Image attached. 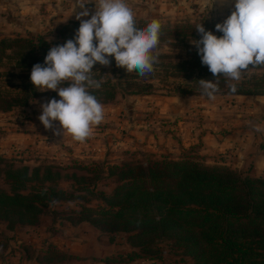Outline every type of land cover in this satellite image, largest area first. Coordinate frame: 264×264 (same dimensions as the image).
I'll return each mask as SVG.
<instances>
[{"label": "trees", "instance_id": "16d2710c", "mask_svg": "<svg viewBox=\"0 0 264 264\" xmlns=\"http://www.w3.org/2000/svg\"><path fill=\"white\" fill-rule=\"evenodd\" d=\"M79 25L72 23L57 28L55 32L63 38L61 45L68 40L64 33L75 34ZM193 26L174 28L181 32L195 29ZM204 27L207 29V24L204 23ZM45 36L0 39V67L28 70L36 63L43 64L50 47L59 45L47 43ZM205 69L204 66L199 68L200 71ZM233 83L237 86L235 93L230 90ZM217 92L264 96V74L239 82H229L224 75L219 76ZM32 95L26 85L7 89L0 83V111L25 105ZM127 155V159L114 164L99 166L95 162L79 168L93 174L98 181L114 180L115 187L109 193L96 194L92 188L97 180L82 184L78 190L89 194L97 205L82 206L77 223H90L98 230L99 238L111 243L123 235L130 247L125 257L117 255L94 259V262L154 264L161 259L163 251L157 243L165 239L172 244L169 252L181 249L192 258L193 264H264V177H246L225 165L194 161L187 154L177 159L141 152ZM43 171L25 168L6 172L13 190L0 191V219L7 221L9 227L16 223L34 225L41 209L49 202L69 199L54 182L57 175ZM32 180H42V183L28 187V181ZM25 190L29 193L24 194ZM6 229L16 231L18 228ZM21 247L23 251L30 248L24 243ZM45 255L48 261L69 258L51 247Z\"/></svg>", "mask_w": 264, "mask_h": 264}, {"label": "rangeland", "instance_id": "374dc122", "mask_svg": "<svg viewBox=\"0 0 264 264\" xmlns=\"http://www.w3.org/2000/svg\"><path fill=\"white\" fill-rule=\"evenodd\" d=\"M131 4L135 12L137 27H145L153 20L158 21L161 25L159 44L153 50V55L158 57V61L154 65V72L147 77H141L136 72L127 73L124 68L118 67L114 58L111 57L109 58L111 63L107 67L99 64L94 65L93 77L99 80L103 75L104 82L101 88L92 90V92H95L99 102L104 105V119L99 124L92 126L90 136L83 142L75 141L68 133L63 135L59 121L54 122L52 129H46L40 122L38 119L42 113L40 104L52 98L59 100L60 97L56 91L46 90L42 92L33 86L30 81L32 68L22 70L16 66L11 68L0 67V83L3 88H22L26 85L29 91L33 92L32 97L27 99L25 105L16 106L9 111H0V191L9 193L13 190V184L5 176L9 170L23 171L28 168L29 171L34 169L43 173V170L46 169L51 174L57 175L54 182L57 183L58 189L65 192V196L67 195L69 198L65 202H49L41 209L37 223L31 226L16 223L9 227L7 221L0 219V228L6 230L9 234L13 233L12 236L9 235L8 237L7 232H0V242L4 243V245L0 244L2 250L8 245V241L15 236V231L6 228H18V230L19 228H82L85 233L91 230L92 232L97 231L99 235L98 230L90 223H77L80 218L78 212L82 206L86 204L95 207V205H92L94 203L91 202L94 199L89 194H85L84 191L78 190L82 184L97 180L93 174L87 173L84 169H79L83 165L91 166L95 163L94 161H85V157L82 158L81 156L89 151L92 145L97 144L90 141V138L92 136L94 138L98 137V139L103 137V132L107 126L116 122L122 124L124 119L134 113L150 114L151 111H147L145 106L141 108L139 99L149 101L155 99L156 101L160 97L176 96L181 100L186 97L205 96L201 93L203 90L200 88L198 80L204 79L214 82L216 77L213 76L206 65L201 63L197 49L191 42L200 38L195 30L198 25L204 23L207 24L206 30L212 31L218 37L222 36V33L216 31L215 26L222 23L235 10L234 0H225L223 3H221V0H215L213 6L212 0H208L203 8L202 0H131ZM85 7L89 10V16L81 19H89L91 14L96 11L94 3L87 4ZM83 10L76 7L73 13H68L64 18L57 19L49 24L40 22V25L39 21L36 20H44L43 18L27 19V22L25 18H21V15H16L18 12L15 8H8L6 11H0V39L16 37L36 39L39 36L47 35L45 36L47 43L61 45L63 38L61 39L55 31L63 25L80 24L77 15ZM17 19H20L22 23L19 26ZM34 23L36 25H33ZM187 24L194 25L195 29H185V31L180 32V29L174 28L175 26H185ZM5 25L6 27H3ZM64 34L68 39H71L70 35L74 36L70 32ZM201 66L206 67V69L200 71ZM263 74L264 67L255 68L250 65L249 69L242 73L241 80ZM199 75H201L200 78ZM225 78L229 82H236L226 76ZM64 86H67V82ZM192 88L198 91L192 93L190 90ZM214 96L226 109H232L234 106L240 108L241 105H244L243 102L238 101L236 96L225 95L220 92H216ZM180 107L181 105L171 104L169 107L170 115L178 116L181 110ZM175 112H178V114H174ZM244 112L249 113V109L246 108ZM57 131L61 134L56 135L55 132ZM200 147V145H196L179 157L166 156L177 159L187 154L194 161L204 162L207 165L217 164L216 162L206 161L205 157L199 153ZM127 154L129 153H124L121 160L127 159L129 157ZM117 162H120V160ZM102 163L104 164V162L99 161V166H102ZM240 173L246 177L251 176L247 173ZM41 181H28V187L38 186L42 183ZM43 184L46 186L49 183ZM89 185L92 187L91 183ZM114 187V180H97L92 190L96 194L109 193ZM27 193L29 191L25 190L24 194ZM54 199L56 198L54 197ZM100 239L101 241H107L104 238ZM118 240L126 241L123 235L115 238V241ZM157 245L163 251L161 259H158L154 264H193L192 258L185 254L183 250L175 249L169 252L172 244L168 243L167 240H161Z\"/></svg>", "mask_w": 264, "mask_h": 264}, {"label": "crops", "instance_id": "0c3cea01", "mask_svg": "<svg viewBox=\"0 0 264 264\" xmlns=\"http://www.w3.org/2000/svg\"><path fill=\"white\" fill-rule=\"evenodd\" d=\"M76 7L77 0H0V11L15 8L16 15H21L25 21L43 18L36 20L39 24L64 18ZM17 20L18 26L21 25V20ZM236 98L244 105L232 109L223 108L215 96L208 98L206 95L181 100L176 96L160 97L156 101L139 99L141 108L145 106L150 114L134 113L122 124H110L103 137L90 138L97 144L81 156L85 161L113 164L121 160L124 153L179 157L200 145L199 153L206 161L263 178L264 96L237 95ZM171 104L181 105L178 116L170 115ZM244 106L249 113L244 112ZM91 202L97 205L95 200ZM1 231L7 232L3 228ZM6 235L9 237L13 233ZM100 241L97 231L85 233L82 228H21L15 231L3 250L0 247V264H97L94 259L125 257L130 252L125 241ZM22 243L30 247L28 251L25 248L23 251ZM48 247L69 258L48 261L45 257Z\"/></svg>", "mask_w": 264, "mask_h": 264}, {"label": "clouds", "instance_id": "9594fccd", "mask_svg": "<svg viewBox=\"0 0 264 264\" xmlns=\"http://www.w3.org/2000/svg\"><path fill=\"white\" fill-rule=\"evenodd\" d=\"M90 3L95 4L96 11L89 19H81L89 16L85 6ZM207 3L202 0V8ZM77 7L84 10L77 15L80 25L74 37L50 47L43 64L33 65L30 81L39 91H56L60 97L40 104L42 113L38 119L43 126L52 129L59 121L63 135L68 133L75 141L83 142L90 136L92 126L104 119V105L92 94L104 82L103 75L99 80L93 77L94 65L107 67L111 57L127 73L147 77L158 61L153 50L159 44L161 25L153 20L145 27H137L131 0H77ZM234 9L215 26L222 36L201 24L195 30L200 38L191 42L201 63L216 77L215 82L198 80L208 98H214L218 91L220 75L239 82L250 65H264V0H235ZM230 90L237 91L235 83Z\"/></svg>", "mask_w": 264, "mask_h": 264}, {"label": "water", "instance_id": "95a60500", "mask_svg": "<svg viewBox=\"0 0 264 264\" xmlns=\"http://www.w3.org/2000/svg\"><path fill=\"white\" fill-rule=\"evenodd\" d=\"M174 114H178V112H175Z\"/></svg>", "mask_w": 264, "mask_h": 264}]
</instances>
